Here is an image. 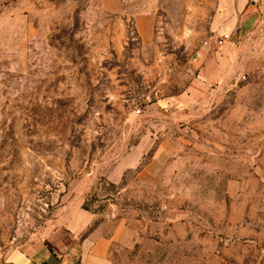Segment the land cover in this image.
<instances>
[{
	"label": "rangeland",
	"instance_id": "obj_1",
	"mask_svg": "<svg viewBox=\"0 0 264 264\" xmlns=\"http://www.w3.org/2000/svg\"><path fill=\"white\" fill-rule=\"evenodd\" d=\"M145 1L0 0V257L84 209L113 264H264V63L192 98L217 0H157L151 42Z\"/></svg>",
	"mask_w": 264,
	"mask_h": 264
},
{
	"label": "crops",
	"instance_id": "obj_2",
	"mask_svg": "<svg viewBox=\"0 0 264 264\" xmlns=\"http://www.w3.org/2000/svg\"><path fill=\"white\" fill-rule=\"evenodd\" d=\"M127 1L103 0V7L108 12L124 13ZM145 2L143 9L131 14L138 16L135 22L142 40L151 42L157 0ZM213 7L216 10L210 29L232 39L218 47L217 55L205 58L199 79L189 89L194 99L210 94L221 75L219 63L235 62L240 57L249 63H264V0H217ZM94 220L93 213L79 209L69 216L65 228L44 231L27 247L0 257V264H113L110 256L114 238L102 230L88 231Z\"/></svg>",
	"mask_w": 264,
	"mask_h": 264
},
{
	"label": "built area",
	"instance_id": "obj_3",
	"mask_svg": "<svg viewBox=\"0 0 264 264\" xmlns=\"http://www.w3.org/2000/svg\"><path fill=\"white\" fill-rule=\"evenodd\" d=\"M229 37H230V36H229L228 34H225L224 37L218 42L219 45L224 44L225 40H226V39H229ZM224 38H226V39H224Z\"/></svg>",
	"mask_w": 264,
	"mask_h": 264
}]
</instances>
